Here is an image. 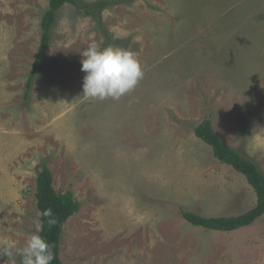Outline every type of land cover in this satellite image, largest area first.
I'll list each match as a JSON object with an SVG mask.
<instances>
[{"label":"rangeland","instance_id":"obj_1","mask_svg":"<svg viewBox=\"0 0 264 264\" xmlns=\"http://www.w3.org/2000/svg\"><path fill=\"white\" fill-rule=\"evenodd\" d=\"M77 1L99 10L114 40L66 4L26 100L49 0H0V158L6 137L23 149L0 247L20 248L41 228L36 178L46 160L55 188L81 202L64 225L65 264H264V215L223 232L178 214L234 215L256 203L193 126L212 114L223 139L264 172V0ZM90 43L135 52L144 77L133 92L82 94L80 52Z\"/></svg>","mask_w":264,"mask_h":264},{"label":"trees","instance_id":"obj_2","mask_svg":"<svg viewBox=\"0 0 264 264\" xmlns=\"http://www.w3.org/2000/svg\"><path fill=\"white\" fill-rule=\"evenodd\" d=\"M73 4L87 16H92L101 31L108 39H113L108 31L99 10L83 8L77 0H49L48 8L41 19V38L37 53L32 63L31 71L26 81L24 97L29 100L34 80L40 73L52 45V33L59 11L66 5ZM195 136L210 146L212 155L221 163L231 166L241 173L252 186L256 194V203L248 210L234 215H204L199 212L180 207L178 214L188 223L208 230L229 232L252 225L264 215V172L259 164L242 154L238 149L226 142L215 128L212 114H207L193 126ZM54 176L46 160L41 163V169L36 178L37 207L41 212L40 234L53 245L55 259L51 264H65L60 256L61 238L67 220L81 208V202L72 190L59 192L54 185ZM51 208L56 222L49 224L47 217L42 215L45 209Z\"/></svg>","mask_w":264,"mask_h":264},{"label":"clouds","instance_id":"obj_3","mask_svg":"<svg viewBox=\"0 0 264 264\" xmlns=\"http://www.w3.org/2000/svg\"><path fill=\"white\" fill-rule=\"evenodd\" d=\"M80 55L81 71L85 73L82 94L89 99L118 101L133 92L144 77L140 61L130 49L90 43ZM42 215L49 218L50 225L56 222L51 208L45 209ZM40 232L37 226L26 235L20 248L10 244L0 247V256L12 260L13 264H51L55 259L53 245Z\"/></svg>","mask_w":264,"mask_h":264},{"label":"crops","instance_id":"obj_4","mask_svg":"<svg viewBox=\"0 0 264 264\" xmlns=\"http://www.w3.org/2000/svg\"><path fill=\"white\" fill-rule=\"evenodd\" d=\"M6 142H7V147L5 148L4 152H3V156L0 158V179L2 176L5 177H10L11 176V181H9L7 184H4L2 182H0V213L4 214L6 212V208L7 206L9 207L10 204L13 203L12 201V195L15 192L14 189V184H13V177H14V170L12 169V163H14V158L16 156V153H21V151H23V149H19L17 151V149H15V144L13 146V143L9 146L8 143L10 144L8 138L6 137ZM12 154V155H11ZM253 159V158H251ZM11 166V167H10ZM9 185V186H8ZM10 187V189H9Z\"/></svg>","mask_w":264,"mask_h":264}]
</instances>
